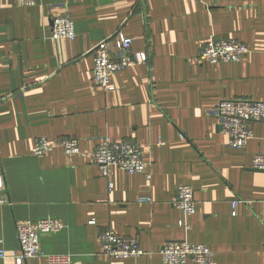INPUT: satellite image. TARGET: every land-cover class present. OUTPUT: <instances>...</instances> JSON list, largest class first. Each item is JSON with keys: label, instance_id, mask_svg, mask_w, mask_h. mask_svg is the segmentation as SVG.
Returning a JSON list of instances; mask_svg holds the SVG:
<instances>
[{"label": "crops", "instance_id": "obj_1", "mask_svg": "<svg viewBox=\"0 0 264 264\" xmlns=\"http://www.w3.org/2000/svg\"><path fill=\"white\" fill-rule=\"evenodd\" d=\"M64 15L72 40L52 37ZM120 28L150 59L113 74L105 90L92 52ZM213 35L249 51L211 63L201 52ZM108 48L117 49L113 40ZM0 69V264H46L15 255L17 224L47 217L64 227L41 233V248L74 264H163L161 247L182 240L206 244L216 264H264V172L253 168L264 123L232 148L212 114L223 99L264 100V0H0ZM40 136L77 138L82 152L35 156ZM104 136L140 144L151 178L116 166L105 176L86 156ZM180 184L194 189V214L172 204ZM107 228L137 238L145 253L105 255Z\"/></svg>", "mask_w": 264, "mask_h": 264}, {"label": "built area", "instance_id": "obj_2", "mask_svg": "<svg viewBox=\"0 0 264 264\" xmlns=\"http://www.w3.org/2000/svg\"><path fill=\"white\" fill-rule=\"evenodd\" d=\"M37 0H16L19 5H34ZM52 37L74 39L76 29L74 20L70 15L58 16L53 20ZM113 40L116 50L108 48ZM133 39L125 35L122 28L111 37L103 39L93 49L94 80L105 90L112 89L111 77L116 72L127 67L149 62L150 56L146 51L133 50ZM249 51L246 44L234 38H219L211 36L205 44L201 58L211 63L240 62L245 53ZM1 72V69H0ZM5 100L0 87V104ZM212 114L218 119L221 130L228 137V144L232 148H245L248 141L254 137L253 123H264V100H255L248 97L223 99L212 110ZM60 147L68 155L82 152L79 140L67 137L57 142H52L46 136H40L35 140L32 153L41 156ZM86 156L96 163L105 176L110 175L113 166L131 174H143L151 178L148 173V163L143 157V148L138 143L129 141L119 142L104 136L99 145L87 153ZM253 168L264 172V152L256 154L253 158ZM112 187L113 184L110 183ZM3 188V175L0 174V189ZM141 201H146L141 198ZM174 207L183 211L185 215L196 212V200L194 189L189 184H180L172 198ZM236 204V203H235ZM90 224H95L91 221ZM181 225L189 229L190 226L181 222ZM64 227L63 223L52 217L40 219L36 222L27 220L17 224V234L20 245V253L15 258L20 260H32L43 257L46 264H74L73 257L69 253L48 254L40 244V234L57 232ZM103 253L115 259H128L138 257L145 253L139 240L118 234L113 229L107 228L100 233ZM163 264H186L191 260L193 264H216L215 252L206 244L191 242L189 240L166 242L160 249ZM7 254L0 248V258H6Z\"/></svg>", "mask_w": 264, "mask_h": 264}]
</instances>
